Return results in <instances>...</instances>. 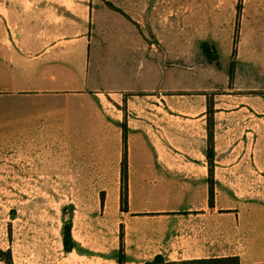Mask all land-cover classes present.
Masks as SVG:
<instances>
[{
	"label": "crops",
	"instance_id": "1",
	"mask_svg": "<svg viewBox=\"0 0 264 264\" xmlns=\"http://www.w3.org/2000/svg\"><path fill=\"white\" fill-rule=\"evenodd\" d=\"M44 176L110 189L126 263H264V0H0V187Z\"/></svg>",
	"mask_w": 264,
	"mask_h": 264
},
{
	"label": "rangeland",
	"instance_id": "2",
	"mask_svg": "<svg viewBox=\"0 0 264 264\" xmlns=\"http://www.w3.org/2000/svg\"><path fill=\"white\" fill-rule=\"evenodd\" d=\"M186 48V66L198 65V43L187 44ZM209 52L214 58V51ZM187 82L188 87H198V75L188 74ZM196 93L189 91L188 98H195ZM105 100L115 111L124 108L118 107L115 95ZM51 183V178L44 176L32 186L0 187V264H129L124 262L125 227L120 221L119 206L116 208L108 197L110 189L75 188L72 192ZM72 216L73 236L80 245L67 252L63 228ZM143 246L134 253L150 256L154 252L152 246ZM155 256L140 257L134 262L144 264ZM164 257V262L154 264H183L182 260Z\"/></svg>",
	"mask_w": 264,
	"mask_h": 264
},
{
	"label": "trees",
	"instance_id": "3",
	"mask_svg": "<svg viewBox=\"0 0 264 264\" xmlns=\"http://www.w3.org/2000/svg\"><path fill=\"white\" fill-rule=\"evenodd\" d=\"M211 156V154H209ZM127 158L126 154H124V159L122 162V193H121V207L122 210H126L128 208V186H127ZM214 189L211 187L210 189V198L211 202L213 201ZM72 219H70L67 223H65L63 228V243L64 249L69 252L72 251L73 248L76 247V242L73 239L72 233ZM165 257L162 254H157L153 261H147L144 264H154L158 261H165ZM183 264H240V259L237 256H229V257H220V258H200V259H188L180 261ZM176 264L175 261L168 262ZM264 264V263H261Z\"/></svg>",
	"mask_w": 264,
	"mask_h": 264
}]
</instances>
